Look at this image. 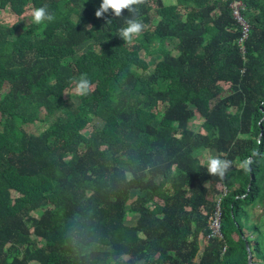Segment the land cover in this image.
<instances>
[{"label": "trees", "instance_id": "1", "mask_svg": "<svg viewBox=\"0 0 264 264\" xmlns=\"http://www.w3.org/2000/svg\"><path fill=\"white\" fill-rule=\"evenodd\" d=\"M241 1L243 49L227 0L102 18V0H0L16 18L0 23V264H248L246 243L264 264V224H242L264 202V0ZM44 6L55 19L33 23ZM130 18L145 29L128 42ZM82 75L87 95L73 91ZM209 151L232 161L223 178Z\"/></svg>", "mask_w": 264, "mask_h": 264}, {"label": "clouds", "instance_id": "2", "mask_svg": "<svg viewBox=\"0 0 264 264\" xmlns=\"http://www.w3.org/2000/svg\"><path fill=\"white\" fill-rule=\"evenodd\" d=\"M141 0H102L99 9L95 12L97 18H102L105 13L111 11L116 17H120L125 10L129 12L135 11L134 5H137ZM32 22L35 24H42L45 21L51 22L55 19L54 15L50 14L47 10V6L35 8L31 12ZM145 25L135 18L126 20V27L120 29L119 37L124 41H132L135 36L144 31ZM73 91L79 95H87L91 91V82L86 75L80 76L74 80ZM258 144L260 140L256 141ZM261 155L258 151H253L250 156L244 158L238 165V167L245 171L250 170V166L255 162L254 157ZM232 166V161L222 159L220 156H209L206 160L207 172L211 176H219L223 178L227 170Z\"/></svg>", "mask_w": 264, "mask_h": 264}, {"label": "rangeland", "instance_id": "3", "mask_svg": "<svg viewBox=\"0 0 264 264\" xmlns=\"http://www.w3.org/2000/svg\"><path fill=\"white\" fill-rule=\"evenodd\" d=\"M4 23V24H8L9 26H11L13 23L16 22V18L14 16H12V14L8 13V11L5 12H1L0 13V23ZM22 28L18 30L17 33H20L22 31V29L24 28V26H28L26 23L22 24ZM175 43L174 42H167L166 43V47L170 50H173ZM86 48H88V45H82L80 47V50H85ZM74 102H78V98L74 97L73 98ZM43 110H41V116H43ZM202 123V119L199 118L198 116L195 117V119H193L190 122V129H192L193 131L197 132L200 128V125ZM95 126H101V121L97 120V122H94ZM25 129L27 130V132L30 133H38V130H41V126L38 124L35 125H27L25 126ZM202 153V151L196 152L194 153L196 157H198V155ZM209 156H216L215 152L213 151H209L206 153L201 154V157L203 159V162L206 163V160ZM235 176V173H232L229 175L230 177ZM224 186L223 185H218V191L222 192L224 191ZM135 195H131V199L134 198ZM260 203H256V205H251L249 207H247L246 211H247V225L246 223V218L242 221V224L245 226L244 230L246 229V226L248 225H263L264 224V202L259 201ZM136 216H132V218H130L128 220V223L132 224L134 222V218ZM264 228H261V233L264 232L263 231ZM247 232V231H245ZM250 235V234H249ZM259 236V233H254L252 232L251 237L252 238H257ZM259 238V237H258ZM34 239H37L36 237H34ZM39 241V244L43 245V241L41 239H37ZM138 264H143L142 262H139Z\"/></svg>", "mask_w": 264, "mask_h": 264}, {"label": "built area", "instance_id": "4", "mask_svg": "<svg viewBox=\"0 0 264 264\" xmlns=\"http://www.w3.org/2000/svg\"><path fill=\"white\" fill-rule=\"evenodd\" d=\"M229 2V9L231 11V15L234 19V21L241 26L242 32L241 37L238 39V45L241 46V49H243V43L245 39L247 38L248 33V23L246 22L245 18L243 17L241 10H243L244 5L241 0H227ZM225 195V190L222 191V197ZM220 199L217 202L216 209L213 212L212 217L210 218V231L211 234H209V237L212 239H222L221 234V209H220ZM226 251V246L223 247L222 253Z\"/></svg>", "mask_w": 264, "mask_h": 264}, {"label": "water", "instance_id": "5", "mask_svg": "<svg viewBox=\"0 0 264 264\" xmlns=\"http://www.w3.org/2000/svg\"><path fill=\"white\" fill-rule=\"evenodd\" d=\"M245 245H246V250H247V253H248V258H247L248 264H254L252 262V255H251V251H250L249 245H248V243H246Z\"/></svg>", "mask_w": 264, "mask_h": 264}]
</instances>
